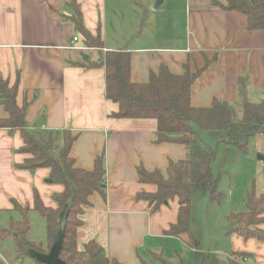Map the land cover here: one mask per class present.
<instances>
[{
    "label": "crops",
    "instance_id": "crops-1",
    "mask_svg": "<svg viewBox=\"0 0 264 264\" xmlns=\"http://www.w3.org/2000/svg\"><path fill=\"white\" fill-rule=\"evenodd\" d=\"M71 2L0 0V76L10 86L18 83L17 102L20 107L29 105L26 120L30 131L71 132L75 137L71 156L76 167L93 171L95 158L104 155L106 198L98 192L89 198L91 205L81 216L84 224L77 230L79 250L96 240L109 260L167 264L159 248L180 243L190 248L188 235H167L171 225L177 223L179 202L170 200L152 212L149 203L137 196L156 193L158 187L141 183L137 168L166 173L171 161L187 157L186 148L182 144L155 143V119L111 116L119 106L105 98L106 71L84 67L99 56L95 49L86 48L82 34L68 19L75 13ZM157 2L77 3L88 31L96 35L101 30L104 51L124 49L130 53L134 83L148 82L161 65L179 75L189 64L193 72L207 67L192 87L193 107L209 108L216 99L237 101L240 77L250 78L253 101L264 99V31H249L244 14L214 6L212 0H162L154 8ZM147 24L150 26L145 33ZM75 36L79 39L74 42ZM6 117L0 105V119ZM256 137L262 142L260 136ZM58 143L61 145L62 139ZM22 145L20 131L0 129V214L15 220L20 214L14 211V202L33 211L38 192L44 205L57 208L52 195L65 190L50 182V168H17L29 157L18 152ZM261 151L263 154L257 157L262 170L256 180L257 196L264 193V148ZM15 213L17 218L12 216ZM259 227L264 230V224ZM226 244L227 264L230 253L242 255L241 264H264L263 242L228 234ZM196 246L190 248L194 253Z\"/></svg>",
    "mask_w": 264,
    "mask_h": 264
},
{
    "label": "trees",
    "instance_id": "trees-1",
    "mask_svg": "<svg viewBox=\"0 0 264 264\" xmlns=\"http://www.w3.org/2000/svg\"><path fill=\"white\" fill-rule=\"evenodd\" d=\"M78 0H72L70 6L74 9L73 16L68 19L83 36L86 48L95 49L98 60L86 62L85 68H103L106 71L105 85L107 100L118 104L117 112L112 117L121 119H155L157 131L155 143H172L184 145L186 158L181 161H171L165 170L147 171L138 166L139 180L144 184H154L158 191L153 194L139 193L137 198L149 203L153 211H158L170 200L179 202L178 220L172 224L167 235L179 237L188 235L187 245L195 248V237L191 230L192 198L201 188L209 191L211 203L221 204L223 193L219 191L220 177L213 171L216 151L212 147L200 149V131L215 132L226 135V142L239 151L247 152L250 139L255 136L264 138V99L252 100L251 81L249 77L238 79V99L235 102L214 100L209 108L193 107L191 91L194 82L207 69L192 71L189 64L184 65L185 72L175 75L165 64L159 67L157 73L152 72L146 83H134L131 80V55L127 50H110L104 52V42L101 30L93 35L83 24L82 13ZM212 4L232 12H241L247 17L248 30L264 31V0H212ZM208 65V64H207ZM18 83L10 86L9 81L0 76V105L6 118L0 119V129L10 132H21L23 145L18 152L29 157L17 168L34 171L38 168L51 169L52 183L64 187V192L52 195L57 208L44 205L38 192L35 194L34 209L47 222L46 243H35L29 240L31 230L28 220L31 208L23 207L14 202V211L20 214V219L10 218L8 228L0 226V239H13L16 260L31 259V251L48 254L54 242L59 225L63 226L65 239L61 259L67 264H122L115 259L109 260L106 251L100 244L90 241L83 250L77 247V230L84 224L81 216L85 208L90 206L89 198L94 193H100L106 198L105 159L97 156L93 171L76 167V160L71 151L75 137L69 130L62 134L49 132L45 134L38 130L28 129L26 112L28 104L22 107L17 102ZM223 132V133H222ZM62 139V144L58 142ZM257 198V199H256ZM246 209L231 213L227 219L228 234H237L245 240L253 239L264 243V230L259 226L264 224V193L257 196L256 185L247 190ZM257 200V202H256ZM155 256H158L155 254ZM195 260L199 264H221L218 257L210 252H195ZM159 260L164 262L161 256ZM229 264H241L243 256L230 253Z\"/></svg>",
    "mask_w": 264,
    "mask_h": 264
},
{
    "label": "rangeland",
    "instance_id": "rangeland-1",
    "mask_svg": "<svg viewBox=\"0 0 264 264\" xmlns=\"http://www.w3.org/2000/svg\"><path fill=\"white\" fill-rule=\"evenodd\" d=\"M149 26L147 24L145 27V33ZM115 31L116 28L112 26V33ZM256 139V136L250 139L248 150L244 153L227 144L225 134L200 131V149L212 147L216 151V159L212 168L215 175L220 177L218 185L219 191L223 193L224 201L221 204L211 203L209 191L201 188L192 198L191 230L195 235L197 252H210L220 259L221 264H227L226 256L229 253V246L226 244L229 230L227 217L231 213L242 212L246 209L247 190L252 186V183L257 187L256 180L261 176V165L257 157L259 153H262L261 149L264 148V139L261 136L259 140L262 142H258ZM6 212L8 213V211ZM12 216L18 217L16 213ZM9 219L7 214H0V226L8 228ZM28 220L31 225L29 240L45 244L48 237L46 219L37 211H32L29 212ZM159 249L167 264H199L195 260L194 252L181 243L180 245L173 244V246L165 244L163 248ZM0 255L3 258V264H35L29 258L22 261L16 260L11 237L6 240L0 239Z\"/></svg>",
    "mask_w": 264,
    "mask_h": 264
},
{
    "label": "water",
    "instance_id": "water-1",
    "mask_svg": "<svg viewBox=\"0 0 264 264\" xmlns=\"http://www.w3.org/2000/svg\"><path fill=\"white\" fill-rule=\"evenodd\" d=\"M161 1L162 0H158V2L154 5V8H158ZM87 58L88 57H86L85 59ZM51 181L52 180L50 179V182ZM55 234L56 235L54 238V242L51 246V251L48 254L31 251L30 256L32 257V259H34L36 262L38 261L43 264H67L61 259V253L63 250V244L65 239L64 229L62 225H59Z\"/></svg>",
    "mask_w": 264,
    "mask_h": 264
},
{
    "label": "built area",
    "instance_id": "built-area-1",
    "mask_svg": "<svg viewBox=\"0 0 264 264\" xmlns=\"http://www.w3.org/2000/svg\"><path fill=\"white\" fill-rule=\"evenodd\" d=\"M79 39V37L78 36H75V38L73 39V41L75 42V41H77Z\"/></svg>",
    "mask_w": 264,
    "mask_h": 264
}]
</instances>
